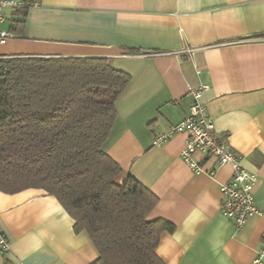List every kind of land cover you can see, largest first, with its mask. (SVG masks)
<instances>
[{
	"label": "crops",
	"instance_id": "crops-1",
	"mask_svg": "<svg viewBox=\"0 0 264 264\" xmlns=\"http://www.w3.org/2000/svg\"><path fill=\"white\" fill-rule=\"evenodd\" d=\"M30 1L4 11L0 28L13 38L0 44V56L98 57L130 74L105 150L120 166L117 184L131 175L157 196L148 219L174 226L156 248L163 263L264 264V0ZM201 85L215 134L258 175L254 200L262 214L239 229L220 213L219 185L231 166L213 178L194 173L180 158L181 133L154 144L188 114L191 91ZM202 163L208 170L213 161ZM0 225L9 239L0 264L97 259L86 233L42 189L0 191Z\"/></svg>",
	"mask_w": 264,
	"mask_h": 264
},
{
	"label": "trees",
	"instance_id": "trees-1",
	"mask_svg": "<svg viewBox=\"0 0 264 264\" xmlns=\"http://www.w3.org/2000/svg\"><path fill=\"white\" fill-rule=\"evenodd\" d=\"M130 78L105 58L0 56V191L53 196L94 246L92 264H164L156 248L174 230L148 219L158 198L138 179L115 182L105 150Z\"/></svg>",
	"mask_w": 264,
	"mask_h": 264
},
{
	"label": "built area",
	"instance_id": "built-area-1",
	"mask_svg": "<svg viewBox=\"0 0 264 264\" xmlns=\"http://www.w3.org/2000/svg\"><path fill=\"white\" fill-rule=\"evenodd\" d=\"M32 1L0 0V23L6 19L5 10H14L25 5H32ZM12 18V14L9 15ZM13 34L0 28V44H6ZM207 85H201L191 91L193 102L188 114L178 123L172 125L166 132L158 134L154 139L155 145H161L176 134H184L185 144L180 152V158L196 174H205L214 177L215 171L230 165L232 174L225 183L219 185L222 194L220 213L223 217L232 221L236 229L241 228L251 216L262 214L255 204L254 187L258 181V175L250 172L240 163V156L225 141L217 137L214 132L212 118L209 116L205 105L201 102L203 91ZM200 155L201 158H197ZM212 160V167L205 169L203 160ZM263 247L260 254L264 253ZM9 250V239L0 225V255Z\"/></svg>",
	"mask_w": 264,
	"mask_h": 264
}]
</instances>
